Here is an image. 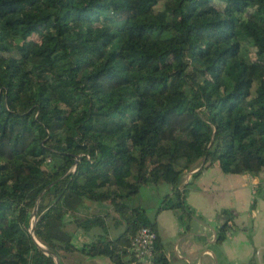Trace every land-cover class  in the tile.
Instances as JSON below:
<instances>
[{
  "label": "trees",
  "instance_id": "1",
  "mask_svg": "<svg viewBox=\"0 0 264 264\" xmlns=\"http://www.w3.org/2000/svg\"><path fill=\"white\" fill-rule=\"evenodd\" d=\"M213 164L264 171V0H0V264H56L34 238L76 250L84 200L125 227L79 250L128 264L154 229L140 189L166 183L158 210L190 213L183 175Z\"/></svg>",
  "mask_w": 264,
  "mask_h": 264
},
{
  "label": "crops",
  "instance_id": "2",
  "mask_svg": "<svg viewBox=\"0 0 264 264\" xmlns=\"http://www.w3.org/2000/svg\"><path fill=\"white\" fill-rule=\"evenodd\" d=\"M191 172L183 176L180 186L186 185L185 200L190 213L158 210L162 198L170 193L168 184L151 188L156 197L150 214L146 211L143 194L140 196L143 187L138 194V202L153 221L158 244L169 264H264V171L257 176L225 174L213 164L197 177L193 178ZM89 202L88 214L80 209L75 216L65 219V229L74 231L69 232L72 244L74 238L78 242L73 244L76 250L59 252L60 264H115L106 255L89 256L79 250L86 244L101 245L113 240L125 227L108 202ZM225 209L232 216L225 239L217 241V232L224 222L218 213ZM93 216L101 221L87 229L74 221ZM115 219L118 229L112 227ZM128 248L129 245L123 255L127 262L130 259Z\"/></svg>",
  "mask_w": 264,
  "mask_h": 264
},
{
  "label": "built area",
  "instance_id": "3",
  "mask_svg": "<svg viewBox=\"0 0 264 264\" xmlns=\"http://www.w3.org/2000/svg\"><path fill=\"white\" fill-rule=\"evenodd\" d=\"M156 240L154 229L148 226L138 228L130 239L128 264H155L153 258Z\"/></svg>",
  "mask_w": 264,
  "mask_h": 264
},
{
  "label": "rangeland",
  "instance_id": "4",
  "mask_svg": "<svg viewBox=\"0 0 264 264\" xmlns=\"http://www.w3.org/2000/svg\"><path fill=\"white\" fill-rule=\"evenodd\" d=\"M187 173H190V171L185 172V174H187ZM166 185H167L166 183L165 184L163 183V185H161V186L163 187ZM151 188L152 187H148V186L146 187L145 186L142 188V191L140 192V196L143 194V198H145V208H146V211L148 212V214L151 213V208H152V205L154 204V201H155L154 198L156 197V194H153V192L151 191L152 190ZM148 196H150V197H148ZM89 204H90L89 200H84L80 205V209H82L84 211V213H86V214H88V212L86 210L90 206ZM98 226L101 228V230L104 229V227H102L101 225H98ZM118 226H119V223H116V219H115L114 222L112 223V227L118 229ZM68 232H74V231L69 229ZM77 242H78V239L74 238L73 244L77 245Z\"/></svg>",
  "mask_w": 264,
  "mask_h": 264
},
{
  "label": "water",
  "instance_id": "5",
  "mask_svg": "<svg viewBox=\"0 0 264 264\" xmlns=\"http://www.w3.org/2000/svg\"><path fill=\"white\" fill-rule=\"evenodd\" d=\"M32 215L33 217H35L36 215V207L33 209V212H32ZM34 242L37 244V246L44 251L45 254L53 257V259L55 260V263L56 264H60V261L58 259V257L53 253L51 252L50 250L46 249L45 247H43V245L41 243H39L35 238H34Z\"/></svg>",
  "mask_w": 264,
  "mask_h": 264
}]
</instances>
